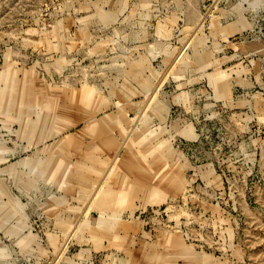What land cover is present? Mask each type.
Listing matches in <instances>:
<instances>
[{"label": "rangeland", "instance_id": "obj_1", "mask_svg": "<svg viewBox=\"0 0 264 264\" xmlns=\"http://www.w3.org/2000/svg\"><path fill=\"white\" fill-rule=\"evenodd\" d=\"M0 264H264V0H0Z\"/></svg>", "mask_w": 264, "mask_h": 264}, {"label": "bare ground", "instance_id": "obj_2", "mask_svg": "<svg viewBox=\"0 0 264 264\" xmlns=\"http://www.w3.org/2000/svg\"><path fill=\"white\" fill-rule=\"evenodd\" d=\"M113 193V192H112ZM113 196V195H112ZM111 197V196H110ZM97 200V199H96ZM111 201V200H110ZM111 204V203H110Z\"/></svg>", "mask_w": 264, "mask_h": 264}]
</instances>
